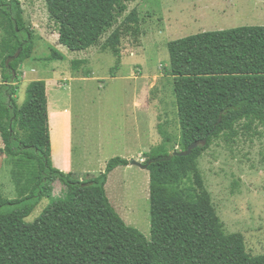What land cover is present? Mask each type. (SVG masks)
I'll return each mask as SVG.
<instances>
[{
	"label": "trees",
	"instance_id": "16d2710c",
	"mask_svg": "<svg viewBox=\"0 0 264 264\" xmlns=\"http://www.w3.org/2000/svg\"><path fill=\"white\" fill-rule=\"evenodd\" d=\"M133 0H46L58 43L70 52L101 46L121 60L125 36L140 38ZM121 18H124L120 22ZM120 22V24H119ZM0 151L10 160L17 197H0V264H264L241 233H228L197 166L214 141L264 126V26L204 32L168 44L180 151L163 143L145 153L150 172L151 238L128 225L107 195L109 176L130 161L110 159L103 173L80 180L52 161L46 81H33L18 105L20 66L33 57L35 32L20 0H0ZM106 37L105 42L102 40ZM52 59H63L53 52ZM77 71L87 60H74ZM86 78H90L87 72ZM115 77L114 75H112ZM200 146L190 155L184 152ZM62 197L27 222L54 184Z\"/></svg>",
	"mask_w": 264,
	"mask_h": 264
},
{
	"label": "rangeland",
	"instance_id": "374dc122",
	"mask_svg": "<svg viewBox=\"0 0 264 264\" xmlns=\"http://www.w3.org/2000/svg\"><path fill=\"white\" fill-rule=\"evenodd\" d=\"M20 1L26 22L35 32V50L20 70L18 105L26 101L31 82L46 81L52 88L53 106L68 107L74 114L77 152L84 142L96 151L92 178L103 173V163L114 157L132 158L129 161L144 165L146 159L139 152L163 143L160 127L172 137L169 152L180 151L173 78L166 74L170 42L204 32L264 26V0H133L126 15L138 10L142 35L123 38L120 64L115 69L117 58L101 46L70 52L59 44L46 0ZM3 36L0 29V43ZM54 51L63 59H52ZM74 60H87L88 64L75 71ZM87 72L90 78H86ZM1 81L0 68V85ZM52 117L56 125V112ZM3 147L0 137V149ZM197 166L226 231L241 233L251 256L263 255L264 126L241 130L233 141L226 137L214 141L197 159ZM11 171L10 160L0 151V197L7 199L17 197ZM106 190L125 222L150 239V172L131 164L119 167L110 175ZM63 192L62 184L56 182L51 197L40 203L27 222H34Z\"/></svg>",
	"mask_w": 264,
	"mask_h": 264
},
{
	"label": "crops",
	"instance_id": "0c3cea01",
	"mask_svg": "<svg viewBox=\"0 0 264 264\" xmlns=\"http://www.w3.org/2000/svg\"><path fill=\"white\" fill-rule=\"evenodd\" d=\"M24 66L23 64V67ZM51 89L52 88L47 83L53 164L55 168L60 171L72 173L76 178L82 181L89 180L92 178L90 172L92 163L96 157V151L94 148L90 150L88 144L84 142L77 152V143L75 141L77 128L74 114L68 107H61L60 109V107L53 106V96L50 95ZM53 112L57 114L56 125L53 122ZM137 121L135 122L137 123ZM125 137L127 139L126 132ZM151 149L139 152V156L145 154V152L151 151ZM130 159L132 158H128V160ZM106 164L107 162L103 163L101 167L102 170L105 169Z\"/></svg>",
	"mask_w": 264,
	"mask_h": 264
},
{
	"label": "water",
	"instance_id": "95a60500",
	"mask_svg": "<svg viewBox=\"0 0 264 264\" xmlns=\"http://www.w3.org/2000/svg\"><path fill=\"white\" fill-rule=\"evenodd\" d=\"M23 68V65L20 66V70ZM200 146V143H194L193 145H191L188 150L186 152H184V155H190L193 150L197 149L198 147ZM130 164L131 165H136V166H139V167H142L144 169H147L148 167L147 166H143L139 161L137 160H132L130 161Z\"/></svg>",
	"mask_w": 264,
	"mask_h": 264
}]
</instances>
